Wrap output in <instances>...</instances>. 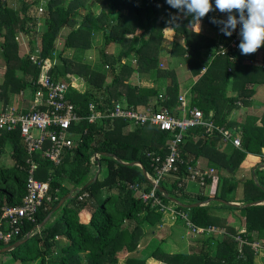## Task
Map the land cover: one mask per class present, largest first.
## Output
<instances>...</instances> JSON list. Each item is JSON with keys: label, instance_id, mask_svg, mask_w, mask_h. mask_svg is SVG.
<instances>
[{"label": "trees", "instance_id": "trees-1", "mask_svg": "<svg viewBox=\"0 0 264 264\" xmlns=\"http://www.w3.org/2000/svg\"><path fill=\"white\" fill-rule=\"evenodd\" d=\"M212 3L215 5V0ZM94 4L99 5L96 14L90 10ZM80 9L86 12L82 14ZM173 15L181 19L179 26L173 28L175 35L170 55L185 57L190 72L196 77L191 87L190 105L199 107L213 128L210 132H206L203 126L188 129L180 144L186 164L180 166L176 175L160 180L159 184L168 196H161L158 190L156 194L167 206L186 212L194 225L224 227L225 232L221 236L199 235L204 236L198 241L200 247L190 252H169L155 244L147 246L142 253L139 245L146 237L144 225H148L151 232L161 223L163 214L169 211L160 212L151 198L143 200L140 197V192H148L151 188L142 167L150 175L155 174L150 153L163 159L167 152L166 141L172 134L154 126L134 127L125 132L126 122L121 118L105 117L89 122L86 117L91 113L90 104L95 110L108 113L115 100L126 107L137 108L151 105L152 100L158 99L157 89L128 81L134 72L168 78L164 99L152 104L165 105L172 114L177 113L179 87L175 74L159 66L163 29ZM227 15H220L214 7L201 22L220 31L221 26L212 23V18L226 19ZM191 19L171 8L166 0H0V36L5 65L0 99L4 103L10 93H17L26 86H40L46 73L65 80L77 75L86 83L83 93L71 87L67 92L68 100L74 103L75 111L81 116L72 126V148L65 152L58 166L44 157L38 158L35 177L49 181L50 200L43 199L35 219L23 222L20 235L8 243L0 242V249L21 239L23 233L40 224L48 215L51 219L22 244L0 252V255L8 256L14 264H148L150 260L166 264H255L256 253L250 242L257 241L264 249V156L261 152L264 147V111L260 117L247 113L240 123L227 116L238 108L236 101L251 106L254 87L264 84V46L250 55L229 48L208 63L202 57V51L218 48L220 43L226 45L229 36L221 32V40L216 42L213 36L197 34L189 28ZM40 22L42 25L38 24ZM65 27L69 32L63 48H73L76 54L68 58L60 52L57 55L60 62L52 63L56 40ZM98 32L103 35V43L97 62H82L83 53L92 45V35ZM18 34L26 37L30 52L44 59L42 66L33 64L28 54L19 56L15 40ZM111 43L118 47L116 54L106 53V47ZM129 58H135V63ZM203 66L206 69L201 72ZM107 76H110L109 83H106ZM218 128H238L241 146L222 150ZM194 133L199 138L192 142L189 138ZM7 143L11 145L13 163L10 166L0 164V214L4 206L19 205L26 193L28 164L18 130H0V155ZM94 152L103 154L99 164L100 167L105 165L106 174L103 178L97 176L85 186L96 171L90 161ZM248 153L257 156L258 160L254 177L250 174L238 181L242 188L239 201L243 205L222 203L221 200H232L229 199L230 182L235 180L233 174ZM200 157L215 166L216 172L203 186L198 185L195 194H191L186 191V168L188 164L194 165ZM223 171L226 174L223 175ZM130 184H138L140 192L129 188ZM211 185L212 193L206 194L204 188ZM70 191L72 196L55 209ZM85 193L87 196L80 200L79 196ZM168 197L187 204L211 200L203 205L183 207L170 202ZM234 209L240 211L245 222V232L241 236L246 242L241 252H238V242L234 239L238 232L227 225V216L223 215ZM175 216L182 221L178 214ZM57 236L64 237L66 242L59 243L55 240ZM212 250L214 254H210Z\"/></svg>", "mask_w": 264, "mask_h": 264}, {"label": "built area", "instance_id": "built-area-1", "mask_svg": "<svg viewBox=\"0 0 264 264\" xmlns=\"http://www.w3.org/2000/svg\"><path fill=\"white\" fill-rule=\"evenodd\" d=\"M41 11V8H39ZM224 15L225 13H221ZM240 25L237 26L233 34L226 39V45L219 44L218 48H212L209 52V60L211 61L216 55H223L229 48L239 49L238 45L241 41L239 35ZM223 46V48H221ZM29 60L40 67L44 63V59L39 55L28 51ZM207 59V60H208ZM206 66L202 67L201 72L205 71ZM70 82L62 78H54L50 74H44L39 89L43 95L40 101L32 103L28 110L15 112L11 108L6 107L0 111V130L13 131L18 130L19 135L24 144L26 159L28 164L26 177V193L22 197L21 203L15 206H4L1 208L0 214V242L8 243L17 238L22 230L23 222L33 221L35 213L41 206L43 199L50 200L48 195L49 181L41 180L35 177V172L39 168V157H44L52 165L58 166L63 161L65 152L70 150L74 144L73 124L78 121L81 116L75 111L74 103L67 98ZM158 99L163 100L162 95H158ZM155 100V102L158 101ZM180 103V114H172L165 105L155 106L151 104L139 110L133 107H126L118 100L114 101V106L108 109V113L95 110L92 104L89 105L91 113L86 117L89 122H94L101 118H121L128 125L139 127L144 125H152L160 130L169 131L172 137L166 141L167 152L163 159L160 155L150 153L153 170L155 174L152 176L146 173L147 179L151 182V188L148 192H140L138 184H130L129 188L138 190L143 200L152 199V203L158 207V210H171L174 214H178L187 229V234L202 235L205 233L225 232L224 228L218 226H196L189 220L186 212L175 210L162 202V199L156 194L157 185L165 176L176 175L180 166L186 164L181 156L180 144L182 143L185 133L194 126L205 127L206 132H210L213 128L212 122L204 118L203 112L199 107L188 105L185 97H178ZM178 111V112H179ZM222 134L223 141H230L234 146L240 147V138L231 134V131L224 128H218ZM101 154L94 152L90 161L95 168H98ZM187 180L203 186L206 179L214 173L213 168H200L196 165H187ZM161 196H164L161 193ZM87 193L80 195L79 199H83ZM39 231L38 225L23 233L22 237H30ZM245 230L235 235L234 239L238 242V252H241L242 245L246 240L241 236ZM251 248L257 252L260 245L257 241L250 242Z\"/></svg>", "mask_w": 264, "mask_h": 264}, {"label": "crops", "instance_id": "crops-1", "mask_svg": "<svg viewBox=\"0 0 264 264\" xmlns=\"http://www.w3.org/2000/svg\"><path fill=\"white\" fill-rule=\"evenodd\" d=\"M42 25V24H40ZM169 26V25H168ZM166 26V27H168ZM165 27V28H166ZM164 28V37L165 39L162 41V48L160 50V56H159V65L163 68L170 66L171 69H173V72L177 70L178 76L180 77L179 81H183V85L185 83L188 84L185 88H183L182 91H178V97L180 95H183L185 97V100L187 104H190V94H191V87L196 81V77L192 76L191 73L188 72L187 67L184 72L182 69L183 67V61L181 58H178L176 56H171L170 55V50H171V45L172 41L175 35V31L173 28ZM69 29V28H67ZM62 30V29H61ZM202 34L213 36L216 40V42L221 40L222 33L219 31V29L209 27L205 24H201V32ZM61 35V32H60ZM18 38H20L22 41L19 42ZM16 42L18 43V53L21 55V52L25 48L23 45L25 44L24 42L28 41L26 40V37L23 35H16ZM56 47V46H55ZM56 49V48H55ZM68 49V48H67ZM2 37L0 36V84L3 82L4 79V71H5V65L3 63L2 59ZM118 50V47L116 48L115 52L113 54H116ZM61 52V51H60ZM59 52V53H60ZM86 52V51H85ZM108 53V51H106ZM110 53V52H109ZM23 56V55H22ZM206 56V57H204ZM54 54H53V59H54ZM202 57L207 60L206 58H209V50L202 51ZM129 61L133 63L135 61V58H129ZM133 60V61H132ZM125 61V59L123 60ZM92 62V63H96ZM184 68V67H183ZM129 82L132 84H137L138 86L141 87H148V88H155L158 90V95H162L165 97V89L166 86L169 83L168 78H162V77H157L155 74H149L148 76H142L139 75L137 72H134L128 79ZM110 82V76L106 77V83ZM71 88L73 90H76L79 93H83L86 90V83L81 77L75 76L72 81L70 82ZM182 85V86H183ZM255 92L253 96L251 97V106H244L240 101H236V104L238 105V108L233 109L229 114H228V119L236 121L238 123L242 122L247 115V113H250V110H256V116L260 117L262 112L264 111V84L263 85H257L254 87ZM43 95L41 93L39 86L36 87H31V86H26V88L20 90L17 93H10L8 97L7 103H4L0 99V111L5 109L6 107L11 108L15 112H21V111H26L28 110L29 106L34 103L35 101H40V97ZM177 97V100H178ZM156 99H154L155 101ZM152 100V103L154 102ZM151 103V104H152ZM178 106H180L179 101H177ZM149 106V105H144L141 107H137L139 110H143L144 107ZM167 107V106H166ZM197 107V106H196ZM177 113L180 114L179 107H177ZM176 111V110H175ZM179 111V112H178ZM251 114V113H250ZM144 126H152V125H144ZM143 126V127H144ZM134 127L131 125H128L126 123V126L124 127L125 132H129L132 130ZM227 129V128H224ZM238 128H233V129H228L231 131V134L234 136H237L240 138V143H241V135L240 131L237 130ZM199 138V135L194 133L190 136L189 140L192 142L197 141ZM221 141L223 142V145H221V149L228 151L231 146H234L230 141L231 144H229L227 147H225V144H228L227 141L222 140V134H221ZM9 145L10 144H5ZM241 146V144H240ZM239 148V147H238ZM4 150V148H3ZM261 152L264 156V147H262ZM101 154V153H100ZM102 155V154H101ZM257 156L252 155L251 153H248L246 155L245 160L240 164V167L234 172L233 178L235 180H232L230 182V198L232 199L229 202L237 204L236 206H242L243 202L239 201L242 193V188H241V183L238 181L242 180L243 178L249 176L250 174L253 175L254 169L257 166ZM13 161L10 156H6L1 154L0 155V164L4 166H10L12 165ZM139 165V164H138ZM196 166L200 168H213L214 173L216 172L215 166L211 165V163L205 158V157H200L195 164ZM264 168V166H262ZM97 170V168H95ZM99 170H100V164H99ZM96 172V171H95ZM148 174V172H146ZM214 173L211 177L214 176ZM223 175L226 174L224 171L222 173ZM199 189L198 185L195 183L187 180L186 181V191L191 194H195ZM213 190V187L211 185L207 186L204 188V192L206 194H211ZM73 191V190H72ZM71 194H73V192ZM66 201V200H65ZM64 201V202H65ZM263 203V202H262ZM176 214L171 212V210L165 212L162 216L161 223H159L151 232L150 228L148 225H144V232L146 233V237L141 240V245L139 248H146L147 246H153L155 244H160L166 251L169 252H175V251H187L190 252L191 250H197L200 247V243L198 242L200 239L204 238V236H195L193 237L191 234H187V229L185 225L183 224V221H179L176 219ZM224 216H227V225L234 228L236 232H240L242 230H245V222H244V217L240 214V211L237 209L232 210L231 212H224ZM48 219H51V215H49ZM46 219V220H48ZM224 228V227H222ZM225 230V229H224ZM187 235H191L192 237H189ZM216 236H221V234H214ZM236 235V234H235ZM55 240L59 243L61 242H66V239L64 237H59L57 236ZM143 246V247H141ZM256 254L254 255V263L255 264H264V249L259 248ZM210 254H214V250L210 251ZM148 264H166L163 262H155L154 260L148 261Z\"/></svg>", "mask_w": 264, "mask_h": 264}, {"label": "clouds", "instance_id": "clouds-1", "mask_svg": "<svg viewBox=\"0 0 264 264\" xmlns=\"http://www.w3.org/2000/svg\"><path fill=\"white\" fill-rule=\"evenodd\" d=\"M166 2L184 17L192 18L189 28L197 34L201 32L202 18L214 7L221 13H227L226 19L213 17L211 22L220 25V31L229 37L238 25L241 26L239 32L241 41L238 47L242 55L254 54L264 46V0H215V5L212 0H166ZM180 19L178 15L170 16L169 26L165 29L178 27Z\"/></svg>", "mask_w": 264, "mask_h": 264}, {"label": "rangeland", "instance_id": "rangeland-1", "mask_svg": "<svg viewBox=\"0 0 264 264\" xmlns=\"http://www.w3.org/2000/svg\"><path fill=\"white\" fill-rule=\"evenodd\" d=\"M43 1V0H42ZM90 10L94 13V14H96V13H98V11H99V5L98 4H94V5H92L91 7H90ZM80 12L82 13V14H84L86 11L84 10V9H80ZM216 13H217V11H216ZM79 19H81V17H79ZM38 24H42L41 22L40 23H38ZM201 24H203L202 22H201ZM61 35H59L58 36V38H57V40H56V43H55V48H54V59H53V61H52V63H57V62H60V60H59V58H58V53L61 51V54H62V56L63 57H68V58H71L72 56H74L75 54H76V52H75V50L73 49V48H63V44H64V40H65V37H66V34L69 32V29H67V27H65V28H63L61 31ZM163 35H164V29H163ZM103 35H102V33L101 32H98V33H95L94 35H92V45H91V47L89 48V49H87L86 50V52H84L83 53V57H82V62H85V63H89V64H94V63H92V62H95V61H97V59H98V53H99V50H100V47H101V45H102V43H103V37H102ZM165 39V37L163 36V40ZM18 40H19V42H21L22 40L20 39V38H18ZM27 40V39H26ZM25 44L23 45L25 48L23 49V51L21 52V55H19V56H22V55H24L27 51H28V43L27 42H24ZM116 48H117V46L114 44V43H111V44H109L107 47H106V51H108V53L107 54H113V52H115V50H116ZM161 48H162V46H161ZM113 51V52H112ZM212 50L210 49L209 50V52H211ZM110 52V53H109ZM176 57H178V58H181V60L183 61V67H182V69L184 70V72H185V70H186V67H187V70H188V72L189 73H191L190 72V70H189V68H188V66H187V63H186V60H185V57H183L182 55H177ZM204 57H206V56H204ZM133 61V60H132ZM210 62V60L208 59V63ZM133 63H135V61H133ZM160 66V65H159ZM161 67V66H160ZM161 68H163V67H161ZM167 69H170V70H172L173 71V69H171L170 68V66L168 65V67H166ZM174 74H175V77H176V80H177V83H178V90L179 91H182L183 90V88H185L186 86H188V84L187 83H185L184 85H183V81L181 80V81H179V79H180V77L178 76V72H177V70H175L174 72H173ZM191 75L193 76V74L191 73ZM77 76V75H76ZM75 76H73V78H74ZM77 77H80V76H77ZM72 78V79H73ZM82 78V77H81ZM179 78V79H178ZM72 79L71 80H66V81H68V82H71L72 81ZM83 79V78H82ZM183 85V86H182ZM69 87H71V85L69 86ZM251 114H256V110H250L249 111ZM227 143L228 144H225V147H227L229 144H231L230 142H228L227 141ZM232 145V144H231ZM231 147H233V146H231ZM10 152H11V147L9 146V145H6V146H4V150L2 151V154L3 155H6V156H10ZM105 174H106V168H105V165L104 164H102V166L100 167V170H99V173H98V177L99 178H103L104 176H105ZM170 202H172V201H170ZM172 203H174V202H172ZM176 204V203H175ZM178 205V204H177ZM208 235L209 234H215V233H207ZM216 234H218V233H216ZM223 234V233H222ZM238 234V233H237ZM187 236H189V237H195V235H187ZM196 236H199V235H196ZM235 237V236H234ZM141 243V242H140ZM141 245V244H140ZM140 245H139V247H140ZM141 247H143V246H141ZM145 247H147V244H146V246ZM141 250H143V252L142 253H144L145 252V250L144 249H146V248H140ZM148 252V251H147ZM3 261H5L4 263L5 264H14V262H10L11 260L8 258V256H4V255H0V264L1 263H3Z\"/></svg>", "mask_w": 264, "mask_h": 264}, {"label": "water", "instance_id": "water-1", "mask_svg": "<svg viewBox=\"0 0 264 264\" xmlns=\"http://www.w3.org/2000/svg\"><path fill=\"white\" fill-rule=\"evenodd\" d=\"M102 155H103V154H102ZM104 155H106V154H104ZM137 164H139V163H137ZM139 165H140V164H139ZM98 173H99V164H98V168H97V170H96L94 176H93V177H92V178H91V179L85 184V186H87L89 183H91L93 180H95L96 177L98 176ZM142 173H143L145 176H147V175H146V170H145L144 167H142ZM253 177H254V173H253ZM150 183H151V182H150ZM157 190L160 191L161 193H163L164 196H168L167 191H166V190H165L160 184L157 185ZM71 196H72L71 192H69V193H67L65 196H63V197L60 199V201L58 202V204L56 205V208H55V209L59 208V207L61 206V204H62L66 199H68V198L71 197ZM168 198H169L170 201H172V202H174V203H176V204H178V205H181V206H183V207H191V206H195V205H203V204L208 203V202L211 200V199H209V200H206V201H204V202H194V203L187 204V203L179 202L177 199L172 198V197H168ZM221 201H222V203L231 204V205H237V204L232 203V202H229V201H224V200H221ZM247 204H248V203H247ZM247 204H245V205H247ZM249 204H250V203H249ZM48 217H49V215L45 218L44 221H42L40 224H38V227H39V228L43 226V224L45 223L46 219H48ZM27 239H28V237L25 236V237H23V238H21V239L15 241L14 243L8 245V246L3 247L2 249H0V252H5V251H8V250H11V249H13V248L19 246L20 244H22V243H23L24 241H26Z\"/></svg>", "mask_w": 264, "mask_h": 264}]
</instances>
